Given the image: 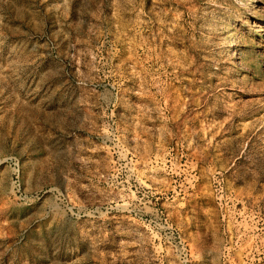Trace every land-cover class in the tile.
Instances as JSON below:
<instances>
[{
    "label": "rangeland",
    "instance_id": "rangeland-1",
    "mask_svg": "<svg viewBox=\"0 0 264 264\" xmlns=\"http://www.w3.org/2000/svg\"><path fill=\"white\" fill-rule=\"evenodd\" d=\"M0 264H264V0H0Z\"/></svg>",
    "mask_w": 264,
    "mask_h": 264
},
{
    "label": "bare ground",
    "instance_id": "bare-ground-1",
    "mask_svg": "<svg viewBox=\"0 0 264 264\" xmlns=\"http://www.w3.org/2000/svg\"><path fill=\"white\" fill-rule=\"evenodd\" d=\"M260 12V11H259Z\"/></svg>",
    "mask_w": 264,
    "mask_h": 264
}]
</instances>
